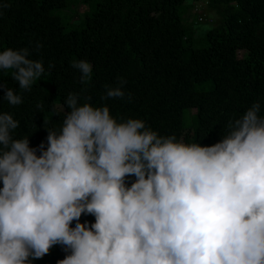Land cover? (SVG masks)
<instances>
[{"label": "clouds", "instance_id": "obj_1", "mask_svg": "<svg viewBox=\"0 0 264 264\" xmlns=\"http://www.w3.org/2000/svg\"><path fill=\"white\" fill-rule=\"evenodd\" d=\"M31 55L27 47L0 51V70L14 69L23 91L45 73ZM70 66L87 84L92 64ZM126 84L117 77L101 100L123 99ZM0 88L10 105L23 103L15 89ZM80 99L67 95L70 111L38 149L28 136L14 139L19 121L0 113V264H32L55 245L69 253L58 264H264L259 102L228 121L220 142L202 146ZM84 214L95 222L80 223Z\"/></svg>", "mask_w": 264, "mask_h": 264}, {"label": "trees", "instance_id": "obj_2", "mask_svg": "<svg viewBox=\"0 0 264 264\" xmlns=\"http://www.w3.org/2000/svg\"><path fill=\"white\" fill-rule=\"evenodd\" d=\"M199 1L192 5L193 25L207 9L218 13L219 23L206 32L205 46L194 47L193 27L178 12L184 0H97L83 26L70 30L52 13L67 6V0H0L10 4L0 10V51L29 48V58L43 62L41 77L50 83L48 91L40 77L30 91H23L12 78L14 69L7 75L0 70V84L23 97L22 104L12 106L4 100L6 89L0 88V113L19 121L13 138L28 136L30 147L47 146L48 129L59 130L65 111H70L64 108L69 93L80 94L81 104L107 105L118 120L142 119L161 136L175 135L202 146L220 142L228 121L254 102L261 104L264 117V0H202L198 16L193 10ZM37 43L43 45L38 52ZM79 60L93 66L87 84L70 66ZM117 77L127 80L125 97L101 100L104 86L115 85ZM201 81H211L213 87L196 90ZM41 103L42 109L37 107ZM188 108L195 110L191 127L183 124ZM126 179L129 187L135 181L134 176ZM79 222L91 224L95 218L84 214ZM68 254L55 245L32 264H58Z\"/></svg>", "mask_w": 264, "mask_h": 264}, {"label": "rangeland", "instance_id": "obj_3", "mask_svg": "<svg viewBox=\"0 0 264 264\" xmlns=\"http://www.w3.org/2000/svg\"><path fill=\"white\" fill-rule=\"evenodd\" d=\"M97 0H90L87 3H83L80 0H67V6L62 9H55L52 11L53 14H57L60 16L61 21L64 25L65 30L70 29H78L85 23L86 14L90 9L96 8ZM194 0H184L182 4L178 6V12L182 16L185 24L187 26L193 27V46L200 47L205 46V34L212 28L218 26L216 22L218 18V13L214 9H207L205 10V20L199 22L198 25H193L194 20H196L195 15L192 12V5ZM191 16V17H190ZM190 17V18H189ZM190 19V21H189ZM192 24V25H191ZM187 54H185V58H187ZM3 74H11V70H3ZM42 83L44 87L49 91L50 90V83L46 79V77H41ZM213 87L211 81H201L195 84L196 90H203L207 91ZM195 112L194 109L188 108L183 111V124L186 127H191L193 124V118L190 115H193ZM190 113V114H189Z\"/></svg>", "mask_w": 264, "mask_h": 264}, {"label": "built area", "instance_id": "obj_4", "mask_svg": "<svg viewBox=\"0 0 264 264\" xmlns=\"http://www.w3.org/2000/svg\"><path fill=\"white\" fill-rule=\"evenodd\" d=\"M194 13L197 14L198 16H200L202 14L201 12V5L198 4L197 6L194 7Z\"/></svg>", "mask_w": 264, "mask_h": 264}]
</instances>
